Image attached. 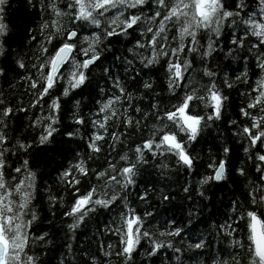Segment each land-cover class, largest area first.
I'll return each mask as SVG.
<instances>
[{
    "label": "snow or ice",
    "instance_id": "6c2138e0",
    "mask_svg": "<svg viewBox=\"0 0 264 264\" xmlns=\"http://www.w3.org/2000/svg\"><path fill=\"white\" fill-rule=\"evenodd\" d=\"M0 82V264H264V0H0Z\"/></svg>",
    "mask_w": 264,
    "mask_h": 264
},
{
    "label": "trees",
    "instance_id": "16d2710c",
    "mask_svg": "<svg viewBox=\"0 0 264 264\" xmlns=\"http://www.w3.org/2000/svg\"><path fill=\"white\" fill-rule=\"evenodd\" d=\"M121 51H122V47H121ZM0 83H2V82H0ZM4 87H7V86L5 85ZM19 91L22 93L23 92V89H19ZM21 98L25 100V103L28 100V97L27 96H22ZM212 135L213 136L223 135L224 137H227L229 135V130L226 127H222V128H219V129H215V130L212 131ZM57 139L58 140H64V139H66V137H57ZM59 146L60 147H63V145H59ZM72 147L75 148V144H73ZM210 148H211V141L210 140L207 143H202L198 147L197 151L201 152V155L203 157V159L201 161V164L206 163V161H207V154H208V151H209ZM78 150H80V149H78ZM48 155H52V154L49 153ZM69 157H71V154H69ZM41 158L43 159L44 163H47V157L46 156H44L42 154V157ZM62 161H63V157L56 156V159L50 165V168L55 167L56 163H59V162H62ZM202 170L203 169L201 168V171ZM150 171H153V170L150 169ZM52 175L55 176L56 173H52ZM147 179H158V180H160V178L155 174L154 171H153V175L147 177ZM183 179H184L183 178V175H181V177H180V182L181 183H183ZM194 180H195V178H193V182H194ZM162 183H163V180H160V183H157L155 185V188L158 189L161 186ZM173 187H175V188L178 189L179 186L178 185H173ZM141 190H143V189H141ZM62 195H66L67 198L70 199V193H68V194L62 193ZM230 196H231V193H229L227 191H217V198H216L217 207H223L224 205H227ZM38 207H40L42 209V211H41L42 218L43 217H46L48 215V212H47V207H48L47 201L45 200V201L41 202L40 204H38ZM204 215L207 216L208 215V212L205 211ZM56 221L59 224V221H60V212H57ZM41 227L44 228V229H48L50 231H55V229L49 228L46 220H44V222L41 225ZM200 227L203 228L204 226L201 225ZM87 231H88V235L87 236H80L79 239H78V242L81 243V244H83L84 246H87L88 241H89V239L92 236V232L94 231V227L93 226H90V228ZM63 239H64V234H63V232H60L58 234V236H57V241H56L57 244H60L63 241ZM215 246H216V241H213V247L215 248ZM94 249H95V243L93 242V250ZM51 255H52V264H58V261H57V258H56V254L53 253Z\"/></svg>",
    "mask_w": 264,
    "mask_h": 264
}]
</instances>
